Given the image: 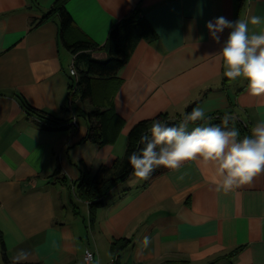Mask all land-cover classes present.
<instances>
[{
    "label": "crops",
    "instance_id": "0c3cea01",
    "mask_svg": "<svg viewBox=\"0 0 264 264\" xmlns=\"http://www.w3.org/2000/svg\"><path fill=\"white\" fill-rule=\"evenodd\" d=\"M62 1L73 18L64 32ZM133 10L142 23L122 29L127 63L114 77L94 79L104 142L84 140L95 105L78 100L72 110L70 67L80 73L89 59L107 60L111 31ZM253 15L264 17V0H0V264H12L20 250L30 254L22 264H84L86 248L108 264L112 242L123 237L132 243L117 253L119 264H264V172L224 192L214 163L185 160L148 184L139 176L120 181L94 219L76 194L86 170L127 155L143 121L168 114L181 123L201 106L207 123L243 136L264 120V95L250 94L245 78L224 75L219 50L230 30L217 42L206 27L215 17ZM76 40L94 48L67 46ZM22 97L58 124L29 114Z\"/></svg>",
    "mask_w": 264,
    "mask_h": 264
},
{
    "label": "clouds",
    "instance_id": "9594fccd",
    "mask_svg": "<svg viewBox=\"0 0 264 264\" xmlns=\"http://www.w3.org/2000/svg\"><path fill=\"white\" fill-rule=\"evenodd\" d=\"M249 23L264 26V17L253 15L229 20L219 16L207 21L206 27L217 42L226 28L230 30L219 50L224 75L231 80L245 78L249 93L261 96L264 95V27L252 31ZM208 119L204 107L194 106L181 123L154 120L149 129L151 135H142L143 146L128 157L134 174L146 177L160 165L178 168L185 160L203 159L214 163L218 176L214 180L219 189L228 192L264 172V120L256 123L250 134L241 136L238 128L210 124L206 122ZM229 119L226 114L223 124L227 125ZM189 121L203 123L189 128ZM29 255L20 250L11 257L12 264H22Z\"/></svg>",
    "mask_w": 264,
    "mask_h": 264
},
{
    "label": "trees",
    "instance_id": "16d2710c",
    "mask_svg": "<svg viewBox=\"0 0 264 264\" xmlns=\"http://www.w3.org/2000/svg\"><path fill=\"white\" fill-rule=\"evenodd\" d=\"M57 11L61 18V27L62 32L67 30L73 24V18L71 14L65 8V4L62 1L61 4L57 7ZM142 23L140 19V11L133 10L129 13L121 22L116 25L113 30L111 31L108 39V49H109V58L107 60H95L89 59L88 68L85 70H81L79 73V80L78 85L75 93V101L71 105L72 110H74L75 103L80 101L90 100L93 102L94 109L87 112L86 117L89 119V133L87 134L84 140H91L98 143H103L104 139L102 138V121L101 118L103 117V106L98 105L94 101V79H104V78H111L117 75L119 70L127 63V52L123 48L122 45V29L123 28H135ZM67 46L73 50L79 51L84 50L87 48H94V44L87 40H76L73 43H67ZM21 105L26 111L31 115H37L43 118L44 120H50L55 124H58V118L54 117L53 115L40 110L38 108L33 107L29 104L25 98H21ZM82 110L81 107H78ZM193 107L189 108L191 111ZM77 109V108H76ZM71 111V110H70ZM188 111V112H189ZM80 112V111H79ZM187 112V113H188ZM81 115L83 111L80 112ZM186 113V114H187ZM185 114V115H186ZM96 119L97 121H94ZM159 119L162 122H167L169 124H177L180 123L172 122L171 118L168 114H161L155 119L146 120L139 124H137L130 133L128 147H127V155L122 159L118 160L115 166L112 167H101L95 174H91L90 170H86L83 173L82 178L80 179L78 185L76 186V194L77 196L81 197L82 199L88 200L90 202V211L92 215V219L95 216V208L99 207L102 202V197L117 183L120 181L125 180L131 174H134L132 170V166L129 163L128 157L129 155L137 150L138 148L142 147L141 144V136L145 133L149 134V129L154 120ZM180 119H182L180 117ZM184 121V116L181 122ZM202 121L191 122L189 121L188 124L195 125L199 124ZM48 129H57L53 127H47ZM60 128V127H59ZM170 170L169 167L164 165H160L152 170V172L146 176L142 177L145 180V184H148L156 177L168 172ZM60 169L55 172V174L60 173ZM110 172V175H105L104 173ZM132 243V240L128 237L118 238L115 239L111 244V250L113 251V256L117 255L121 250L127 248ZM242 249V247H238L233 253H236L238 250ZM5 258L7 259L6 252H4ZM218 259L213 260L209 264H216ZM40 264V263H34ZM161 264H191L186 260L182 261H174V260H166Z\"/></svg>",
    "mask_w": 264,
    "mask_h": 264
},
{
    "label": "built area",
    "instance_id": "2783aa9c",
    "mask_svg": "<svg viewBox=\"0 0 264 264\" xmlns=\"http://www.w3.org/2000/svg\"><path fill=\"white\" fill-rule=\"evenodd\" d=\"M71 74L74 76L73 83L69 87V100H70V105L73 104L75 101V93L78 85V80H79V73L74 64L71 65L70 67ZM119 258L118 255H114L110 262L108 264H119ZM84 264H102L96 257V254L93 250L90 248H86L85 253H84Z\"/></svg>",
    "mask_w": 264,
    "mask_h": 264
},
{
    "label": "rangeland",
    "instance_id": "374dc122",
    "mask_svg": "<svg viewBox=\"0 0 264 264\" xmlns=\"http://www.w3.org/2000/svg\"><path fill=\"white\" fill-rule=\"evenodd\" d=\"M83 117H81V120H82ZM149 136L151 135L150 133L148 134ZM97 171L94 172V174L96 173ZM105 175H110L111 173L110 172H107V173H104ZM136 178H138V176H136L135 174H131L129 176V179H128V182L127 184L133 182ZM144 184V183H143ZM96 209V208H95Z\"/></svg>",
    "mask_w": 264,
    "mask_h": 264
}]
</instances>
